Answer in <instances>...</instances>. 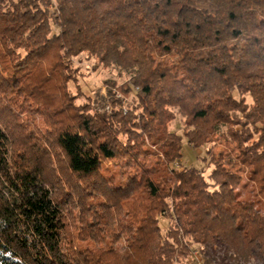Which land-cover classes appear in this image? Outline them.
<instances>
[{"label":"trees","instance_id":"trees-1","mask_svg":"<svg viewBox=\"0 0 264 264\" xmlns=\"http://www.w3.org/2000/svg\"><path fill=\"white\" fill-rule=\"evenodd\" d=\"M82 54L130 75L126 112L75 105ZM262 209L264 0H0V264H264Z\"/></svg>","mask_w":264,"mask_h":264},{"label":"rangeland","instance_id":"rangeland-1","mask_svg":"<svg viewBox=\"0 0 264 264\" xmlns=\"http://www.w3.org/2000/svg\"><path fill=\"white\" fill-rule=\"evenodd\" d=\"M57 28L53 26L52 32L57 33ZM173 58H167L166 63H171ZM72 68L76 70V79L68 83V89L71 96L75 99L74 103L77 106L85 105L95 101L93 104V109L98 114H110L114 107L111 104V100H118L122 108L127 110L129 104L134 100V92L126 93L123 91V87L128 83L130 77L129 74L121 71L116 67L103 68L97 65L96 60L92 58H87L86 54H82L78 57L72 59ZM107 82H115V87H109ZM111 92V95L108 92ZM115 109H118L115 108ZM169 129L171 132L182 136L183 129V119L179 114H176L175 119L170 123ZM209 146H203L199 149H195L190 146L186 139L182 137V158L173 164L175 168H189L193 167L198 169L203 173L205 177L208 176L212 166L208 164V156L206 155V149ZM232 149V153L236 151L234 145L225 146L222 139L216 138L215 146L213 148V153L217 156H224L226 152ZM227 169H231L227 167ZM237 171L236 169H232ZM245 178H243V184L245 183ZM210 182V181H209ZM250 184L246 186V189H240L239 193L244 196L247 192H250ZM251 194V193H248ZM252 195V194H251ZM264 214V209H262ZM168 220H162L160 225L162 233H164L169 227ZM197 261H199V256L195 252L192 253ZM207 259L210 264H243V263H233L228 258V253L226 252L224 246L221 244H215L211 246L207 251ZM199 264H202L199 261ZM247 264H263L257 261H250Z\"/></svg>","mask_w":264,"mask_h":264},{"label":"built area","instance_id":"built-area-1","mask_svg":"<svg viewBox=\"0 0 264 264\" xmlns=\"http://www.w3.org/2000/svg\"><path fill=\"white\" fill-rule=\"evenodd\" d=\"M122 111H123V112H126V109H125V108H122Z\"/></svg>","mask_w":264,"mask_h":264}]
</instances>
